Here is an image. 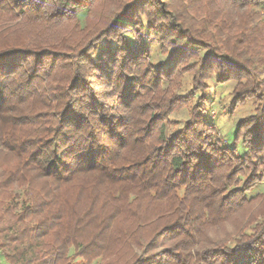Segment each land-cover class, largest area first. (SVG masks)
<instances>
[{"label":"trees","instance_id":"16d2710c","mask_svg":"<svg viewBox=\"0 0 264 264\" xmlns=\"http://www.w3.org/2000/svg\"><path fill=\"white\" fill-rule=\"evenodd\" d=\"M261 10L264 0H0L6 263L264 264V214L241 216L264 176ZM150 40L166 56L157 66ZM211 79L236 82L232 110L254 104L231 149L204 131ZM226 224L233 233L218 237Z\"/></svg>","mask_w":264,"mask_h":264},{"label":"rangeland","instance_id":"374dc122","mask_svg":"<svg viewBox=\"0 0 264 264\" xmlns=\"http://www.w3.org/2000/svg\"><path fill=\"white\" fill-rule=\"evenodd\" d=\"M244 10V9H243ZM243 10H241L243 12ZM246 11V10H245ZM264 15V11H260ZM106 47V43H104ZM146 47L149 50L152 62L157 66L159 63L165 61L166 56L160 52V48L155 41H148ZM98 53L94 57H97ZM258 76L264 78V67H259ZM183 87L181 93L186 94L191 88V80L189 76H185L183 81ZM236 82H228L226 85H216L211 79L208 81L209 89L207 93V101L204 106L206 112L207 127L205 128V133L209 136L212 144L221 149H226L227 147H232L231 141L233 138V132L235 131L237 124L244 118L251 116L254 113V104L252 101H248L246 104L237 107L235 110L231 108V92L235 86ZM193 103L181 109L177 113H174L170 117V125L167 128V133L180 129L182 125L190 119V112ZM239 151V150H238ZM241 152L234 151V157H240ZM262 161L264 162V155L262 156ZM242 182V181H241ZM247 199L250 200L251 206L248 207L243 213L242 217L246 221L252 222V220L260 219L261 214H264V176L262 183L258 184L257 187L250 190L247 195ZM241 217V218H242ZM240 218V219H241ZM234 222V221H233ZM232 222V223H233ZM236 224V223H233ZM235 225L226 224L222 231H218L216 235H224L223 233H233ZM0 264H7L3 256L0 253ZM74 264H81L80 262H75Z\"/></svg>","mask_w":264,"mask_h":264}]
</instances>
